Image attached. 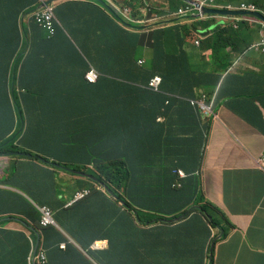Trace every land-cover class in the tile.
Masks as SVG:
<instances>
[{
    "label": "trees",
    "instance_id": "1",
    "mask_svg": "<svg viewBox=\"0 0 264 264\" xmlns=\"http://www.w3.org/2000/svg\"><path fill=\"white\" fill-rule=\"evenodd\" d=\"M259 2L227 0L226 4L239 7ZM34 4L35 0H0V153L39 154L64 166L93 173L98 183L102 182L116 196L112 197L102 186V190H97L100 185L90 180L77 179L74 190L87 188L89 182L91 194L65 208L60 194L64 181L59 174L47 171L39 161H26L33 157L21 158L22 165L26 164L23 175L19 167L14 168L7 174L8 181L20 180L19 187L38 206L49 208L61 228H42V215L36 208L25 214L27 226L32 225L41 233L49 264H166L169 261L205 264L204 253L210 236L202 214L206 205L202 206V212L194 210L184 218L187 221L174 223L177 225L172 227L140 229L139 226L152 225L155 218L158 221L177 218L192 205L200 204L202 197L194 172L200 165L202 142L210 124H201L197 107L187 99H194L195 88L203 86L210 96L215 95L221 101L229 79L242 81L249 76L232 72L224 75L233 65L231 59L246 52L249 44L236 36L232 27L227 30L231 38L224 42L222 32H215L207 44L212 48L210 63L200 65L206 68L211 65L212 70L199 71L183 51V40L160 47L155 40L159 30L153 32L151 51L141 48L138 35L120 27L117 33L112 24L104 25L99 36H85L82 28L88 18L80 9H85L87 4L78 1L68 0L56 7L59 24L55 38L32 20L20 30V16ZM64 6L70 8L67 22L63 18L69 8ZM108 26L113 32H109ZM67 34L87 42L82 47L73 45ZM207 46L203 48L206 50ZM54 48L74 53L76 61L82 62L81 70L70 78H55L50 65L54 62L49 55ZM77 50L84 56L88 54L89 62L83 61ZM251 54L264 57L261 49H254ZM140 60L145 63L140 64ZM90 65L102 74L95 84L85 80ZM156 75L162 77L159 94L143 89ZM106 77L114 79L108 80L114 91L99 84ZM12 87H15L13 93ZM142 103L150 104L154 110L148 126L151 131L139 121L138 113L145 111ZM58 106L60 115L49 116V111ZM227 106L234 114H241L232 102ZM98 112L99 116L94 115ZM53 129L44 142L37 143V134L45 135ZM87 164H93L95 172ZM178 168L188 177L182 181L181 189H174ZM35 169L42 173L39 189L31 178ZM210 224H215L214 220ZM31 239L36 241L35 234ZM99 241H107V246L93 249ZM6 242L10 254L0 249V264H28L31 251L28 237L23 232L0 229V246ZM61 243H65V249H60ZM195 245L198 247L192 249L194 252L185 250ZM17 254L20 257L15 262Z\"/></svg>",
    "mask_w": 264,
    "mask_h": 264
},
{
    "label": "clouds",
    "instance_id": "2",
    "mask_svg": "<svg viewBox=\"0 0 264 264\" xmlns=\"http://www.w3.org/2000/svg\"><path fill=\"white\" fill-rule=\"evenodd\" d=\"M48 6H50L53 9V14L55 17V21L52 24V30L48 29V27H44L42 23H39L36 21L34 13L37 12V10L40 8V3L38 0H35V4L33 8H31L30 11H27L22 16H20L19 20V28H26L30 21L32 20L37 25L42 27L46 32L49 34L50 37L55 38L56 35V27L59 24V20L56 16V7L63 1V0H44ZM78 1L87 4V7L85 9H80L81 14H85V16L88 18V22L86 23L85 28L83 27V33L85 36L94 37V35L99 36L101 34V30L104 25L113 23V25L117 28H122L129 33L133 34L134 36L140 37L139 45L144 51H151L153 50L154 46L152 44L153 40V32L154 31H161L160 33L155 35V40L160 43L163 46V48L167 47L171 43H175L178 41L183 40L184 41V48L183 51H186V54H188V59L192 64L193 63L190 60V53L188 51V48L190 46L194 47L198 51L199 56V62L196 63L197 70L202 71H211L212 66L210 65L208 68L201 66V64L204 63H210V55L212 54V48L208 47V42L212 39L215 32H222V41H226L229 38H231V34L227 31L232 27L234 31L237 33L236 36L241 37L240 39L243 42H247L249 44L247 51L243 54H236L234 58L231 59L233 61L232 67L229 69V71L224 74L227 75L228 73L235 74V71L237 67L240 66V64L253 52L254 49H261L264 51V0H260V2L257 5L248 3V4H242L239 7L230 6L229 4H226L227 0H166V4L163 5L160 1L157 0H137L136 5L134 8H132L129 5H123L119 3V7L116 11H114L105 0H73ZM213 11V12H209ZM220 11V12H217ZM223 12H233L237 14H226ZM243 12L245 15H241L239 13ZM96 15L99 17L101 21L96 17ZM109 27V26H108ZM110 28V27H109ZM109 32H113V29L110 28ZM89 34V35H87ZM68 38L72 41L73 45H79L84 46L87 41L76 39L71 37L69 34ZM203 45L207 46V49L205 50L203 48ZM162 48V49H163ZM60 50L62 52H65L66 54H70V56L62 57V60H55V57L53 55L54 51ZM226 50V48H225ZM224 50V54H225ZM77 52L80 54L81 59L84 61H87V56H84L79 50ZM91 53V51H90ZM74 53L67 52L61 49H51V52H49V55L52 56L54 64L51 65V69L53 72V75L55 78H70L72 77L77 70H70V71H64L57 69L56 67L59 64H67L71 65L72 68H75L77 65L82 66V62L79 63L76 61L75 57L73 56ZM20 57V55L16 58V60ZM72 58V59H71ZM89 58V57H88ZM15 60V62H16ZM70 62L75 64H69ZM140 64L145 63L144 60L139 61ZM53 67V68H52ZM47 69L44 68V71ZM95 66L90 65L89 70L85 74V80L88 83L95 84L99 81V77L102 75ZM104 79L99 82L104 84L108 89L111 91H114L115 89H112L109 84V79L114 80L112 78ZM159 78L160 82L157 85L156 88L151 87L150 83L153 79ZM161 84H162V77L159 75H156L150 79L148 84L144 86L143 89L149 92L153 93H162L161 91ZM13 92H15L14 87H12ZM24 91V90H23ZM12 92V93H13ZM195 98L194 99H187L192 105L196 106L199 115L201 124H210V127L205 131V136L202 142L203 148H201V160L200 165L195 170L194 174L197 177L199 181V189H200V196L202 199L200 200V204H194L189 208V211L186 214L185 217H187L188 213H191L194 210H199L202 212L201 208L203 205H206V212L202 214L204 215V221L208 225V230L210 232V236L206 242V248L204 253V261L205 264H216L215 263V252L217 250V247L220 243L224 242L228 236L229 232L232 229H235V226L231 223V221L228 219L227 213L219 207L218 205L214 204L213 202H209L206 200L202 193L201 184H202V169L204 164L205 155L208 152V148L210 147L211 138L213 135V127L216 123V125H221L219 123L220 116H219V110H218V104H224L226 108H228L227 103L228 102H234L236 100H242L244 98L236 97V96H229L228 99L224 96V98L221 101H218L215 99V95L210 96L203 86L195 88L194 90ZM142 107L145 110L144 112H139L138 117L139 121L144 124L145 128L148 131H151L148 126L150 125V117L151 112L154 111L150 104L146 105L145 103H142ZM101 108H99L100 110ZM100 113L98 112L96 116H99ZM165 118H163L164 120ZM162 120V122H163ZM108 121H110V117L108 118ZM161 122V123H162ZM59 126H62L61 124ZM71 127H73L71 125ZM52 131L48 132L47 134L43 135L41 139V143L46 140V138L52 134ZM21 130L15 135L13 138H16L18 134H20ZM123 147V143H120ZM22 154V155H21ZM25 154V155H24ZM30 155V156H26ZM0 157L2 158H10V159H20L24 158H34V159H28L27 161H39L42 164V167L47 169V171L53 173L56 175L57 173L60 175V173H68L70 175L74 176L73 181V190L72 192H69L68 196H66L63 192L64 187L60 190V194L62 196V200L65 201V208L71 207L72 205L76 204L77 202L85 199L91 194V191L89 188H83L78 189L75 188L74 182L77 179L82 180H90L93 183H98V178L96 176L90 173H85L83 171H79L74 169L71 166H64L63 163H58L52 159H48L42 155L39 154H32L28 152H10L9 154L0 153ZM45 160V162L43 161ZM23 161V160H22ZM54 164L60 165L67 169H72L74 171H79L85 174H89L97 179V181L76 175L74 173L68 172L64 168H60L55 166ZM259 164V170L261 171V174L264 176V158L261 157L258 159ZM88 169L94 170L93 164H87ZM13 171V170H12ZM11 172V171H10ZM9 172V173H10ZM176 182L173 184L174 189H181L182 188V181H184L188 174L182 169L178 168L176 170ZM182 173V174H181ZM8 173H5L2 177V172L0 175V193L7 190V188H12L18 194L22 197L24 201L27 203V207L23 211V213H4L0 214V229L8 230V231H14V232H23L26 237H28L30 243H31V251L29 253V256L27 258L28 264H49L47 251L44 249L43 246V238L41 236V233L32 225L27 226V224L24 222V219H26L25 214L32 211L30 209L32 204L36 205L33 206L36 208L42 215L40 226L42 228L48 227V226H55L56 228H61L55 223V220L52 217L51 211L46 206L40 207L38 204L30 197V195L23 190L20 187H16L10 184H6L5 181H8ZM34 174H36L37 179H35ZM41 171H35L31 174V178L34 181H38L41 187L40 177H41ZM27 175V173L25 174ZM100 185L97 187V190H102ZM103 187V186H102ZM105 190L106 188L103 187ZM108 191V190H106ZM110 191V190H109ZM86 193V194H85ZM112 197L116 198L112 192H108ZM78 194H85L84 197L80 199H76L75 197ZM3 199L0 198V203H2ZM29 207V210L27 212V208ZM44 210H48L49 212V222H45V216L43 213ZM183 214V215H185ZM180 217V216H179ZM179 217L170 219V220H156L155 218L153 220L152 225L148 226H139L140 229H149L156 226H168L172 227L177 225L181 221H187L188 219L184 220V218L177 220ZM18 220L20 221L24 226V231L19 230H12L5 228L3 223L6 221L11 220ZM214 220L215 224H210V221ZM159 222V223H157ZM177 223V224H174ZM35 234L36 241H33L31 239V236ZM64 234L67 236L70 242H72L74 245H76L80 250L82 248L75 242L74 239H72L69 235H67L65 232ZM8 237V236H7ZM107 246V241H99L96 242L93 245V249H104ZM66 245L65 243L60 244V249H65ZM198 247V245H195V247H188L185 248V250L189 252H194L192 249ZM242 248H245L249 251H251L254 254H257L256 249L250 248L247 239L245 238L238 248V250L235 253V257L239 258L242 256ZM1 251L5 250L6 253L10 254V246L9 244L3 243L2 247L0 246ZM83 251V250H82ZM24 252V251H23ZM19 254L14 256L15 262H18ZM193 261H195L194 257H191ZM166 264H173L170 261Z\"/></svg>",
    "mask_w": 264,
    "mask_h": 264
},
{
    "label": "crops",
    "instance_id": "3",
    "mask_svg": "<svg viewBox=\"0 0 264 264\" xmlns=\"http://www.w3.org/2000/svg\"><path fill=\"white\" fill-rule=\"evenodd\" d=\"M67 1L63 0L61 4ZM105 2L116 11L119 3L134 8L137 0ZM69 15L70 8L65 11V22L68 21ZM188 51L190 60L198 63L200 58L197 49L190 46ZM53 55L56 61L70 56L60 50L54 51ZM56 68L70 71L81 70L82 66L72 68L71 65L59 64ZM244 74L249 76L242 81L229 79L224 91L226 99L229 96L244 98L233 102L241 114H234L230 107L218 104L221 125L215 123L213 127L210 147L202 169L201 189L204 197L221 207L235 226V229L229 232L228 238L218 245L215 252L216 264H264V176L258 164V159L264 158V57L253 54L247 57L235 71V75ZM59 106L49 111V116L60 115ZM37 136L39 143L43 134ZM22 162L18 158L0 157V175L2 172L3 177L5 173L18 167L19 173L23 175L22 170L26 164L22 165ZM34 177L37 179L36 174ZM59 177L64 181L63 192L68 196L73 190L74 176L60 173ZM5 183L19 187L21 182L14 179ZM35 184L37 189L41 188L37 180ZM15 192L9 187L0 193V198L3 199L0 203V214L23 213L27 203ZM32 205L29 206L30 209L34 208ZM3 225L12 230H25V226L16 219L6 221ZM245 238L249 247L256 249L257 254L242 248L243 254L237 258L235 253Z\"/></svg>",
    "mask_w": 264,
    "mask_h": 264
},
{
    "label": "built area",
    "instance_id": "4",
    "mask_svg": "<svg viewBox=\"0 0 264 264\" xmlns=\"http://www.w3.org/2000/svg\"><path fill=\"white\" fill-rule=\"evenodd\" d=\"M40 3V8L37 10V12L34 13L35 19L37 22L42 23L44 27H48V29L52 30V24L55 21V17L53 14V9L47 5V3L44 0H38ZM160 79L155 78L152 80L150 83L151 87L156 88L157 85L159 84ZM182 174V173H181ZM86 194V193H85ZM85 194H78L75 198L80 199L84 197ZM43 213L45 216V222H49V212L48 210L43 209Z\"/></svg>",
    "mask_w": 264,
    "mask_h": 264
},
{
    "label": "water",
    "instance_id": "5",
    "mask_svg": "<svg viewBox=\"0 0 264 264\" xmlns=\"http://www.w3.org/2000/svg\"><path fill=\"white\" fill-rule=\"evenodd\" d=\"M209 12H213V11H209ZM217 12H220V11H217ZM223 13H226V14H237V13H233V12H223ZM239 14L245 15V14H243V12H241ZM12 92H13V89H12ZM26 156H30V155H26ZM43 161L45 162V160H43ZM54 165L57 166V167H60V168H64V167H62L60 165H57V164H54ZM64 169L67 170L68 172L74 173L76 175H79V176H82V177L97 181V179L95 177H93V176H91L89 174H85V173H82V172H79V171H74L72 169H67V168H64ZM99 184L103 186L102 182H99ZM105 188L107 190V187H105ZM108 192H110V191L108 190ZM185 216H186V214L185 215H181L177 220H180V219L184 218Z\"/></svg>",
    "mask_w": 264,
    "mask_h": 264
},
{
    "label": "rangeland",
    "instance_id": "6",
    "mask_svg": "<svg viewBox=\"0 0 264 264\" xmlns=\"http://www.w3.org/2000/svg\"><path fill=\"white\" fill-rule=\"evenodd\" d=\"M157 1H160L163 5H165L166 4V0H157ZM27 33L30 35L31 33L29 32V30L27 29ZM14 152H18V151H14ZM22 155V154H21ZM19 158V157H18ZM92 186V184L91 183H89V182H87L86 183V187L87 188H89V187H91Z\"/></svg>",
    "mask_w": 264,
    "mask_h": 264
},
{
    "label": "bare ground",
    "instance_id": "7",
    "mask_svg": "<svg viewBox=\"0 0 264 264\" xmlns=\"http://www.w3.org/2000/svg\"><path fill=\"white\" fill-rule=\"evenodd\" d=\"M15 85V84H14ZM15 88V87H14ZM181 216V215H180ZM161 219V218H160ZM166 220V219H165Z\"/></svg>",
    "mask_w": 264,
    "mask_h": 264
}]
</instances>
